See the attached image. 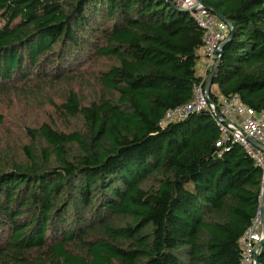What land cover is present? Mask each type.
<instances>
[{
	"label": "trees",
	"instance_id": "1",
	"mask_svg": "<svg viewBox=\"0 0 264 264\" xmlns=\"http://www.w3.org/2000/svg\"><path fill=\"white\" fill-rule=\"evenodd\" d=\"M199 1L229 23L209 98L264 112V0ZM201 44L174 0H0V100L43 110L0 131V264H240L260 168L205 110L160 124Z\"/></svg>",
	"mask_w": 264,
	"mask_h": 264
},
{
	"label": "built area",
	"instance_id": "2",
	"mask_svg": "<svg viewBox=\"0 0 264 264\" xmlns=\"http://www.w3.org/2000/svg\"><path fill=\"white\" fill-rule=\"evenodd\" d=\"M175 4L186 9L195 23L202 29L201 54L204 59V77L214 65L221 43L228 35V26L199 0H174ZM218 103L209 98L201 83L193 85L192 97L182 105L168 109L160 124L184 118L190 112L205 110L213 117L220 137L215 142L218 146L225 140H231L242 146L261 170V182L264 174V112L255 110L241 101L236 93L227 97L218 96ZM260 201V199H259ZM264 202L260 204L251 220V224L239 237L241 251L240 264H254L257 244L264 240Z\"/></svg>",
	"mask_w": 264,
	"mask_h": 264
},
{
	"label": "rangeland",
	"instance_id": "3",
	"mask_svg": "<svg viewBox=\"0 0 264 264\" xmlns=\"http://www.w3.org/2000/svg\"><path fill=\"white\" fill-rule=\"evenodd\" d=\"M200 65H201V60L199 59V61L197 62L196 68H195L196 74L200 73ZM33 102H34V100L30 101V103H26L23 101H19L18 103H15L13 101V99L4 98V99L0 100V111L4 114V117L9 120L10 117H12V118L14 117L11 115V112H12V107L15 106V107L23 109L22 113L18 114L17 117L15 116V118H18L21 121L27 122V123L28 122H35L42 117V115H43L42 109H40L39 111H35L33 113H31V112L25 113L24 112L25 109L31 108ZM20 128H21V125L13 123L10 121V125H2L0 128V131L8 129V130L20 133V131H21Z\"/></svg>",
	"mask_w": 264,
	"mask_h": 264
},
{
	"label": "water",
	"instance_id": "4",
	"mask_svg": "<svg viewBox=\"0 0 264 264\" xmlns=\"http://www.w3.org/2000/svg\"><path fill=\"white\" fill-rule=\"evenodd\" d=\"M183 10H184V11H187L186 9H183ZM217 17H218L219 19H221L222 21H224L225 24L229 27V23H228L227 20L223 19L221 16H217ZM228 38H229V36H228V37H227V38L221 43V47H222V45L224 44V42L227 41ZM218 54H219V55H218V57H217V59H216L214 65L212 66L211 72L208 74V76H207V78H206V81H205V83H204V91H205V92H208V91H209V86H210V84H211L212 76H213V74H214V70H215V68H216V66H217V62H218V60H219V58H220L221 50L219 51ZM263 202H264V174H263V176H262V182H261V194H260V201H259V204H260V210L263 209ZM263 235H264V230H263ZM261 242H262V241H261ZM261 242H259V243L257 244V247L261 244ZM254 264H258V262H257V255H254Z\"/></svg>",
	"mask_w": 264,
	"mask_h": 264
},
{
	"label": "crops",
	"instance_id": "5",
	"mask_svg": "<svg viewBox=\"0 0 264 264\" xmlns=\"http://www.w3.org/2000/svg\"><path fill=\"white\" fill-rule=\"evenodd\" d=\"M198 75H200L201 78L204 77V60H203V58L201 59L200 73Z\"/></svg>",
	"mask_w": 264,
	"mask_h": 264
}]
</instances>
